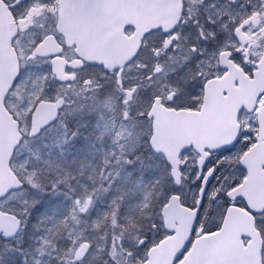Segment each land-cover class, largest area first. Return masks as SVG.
I'll list each match as a JSON object with an SVG mask.
<instances>
[{
  "label": "snow or ice",
  "instance_id": "snow-or-ice-1",
  "mask_svg": "<svg viewBox=\"0 0 264 264\" xmlns=\"http://www.w3.org/2000/svg\"><path fill=\"white\" fill-rule=\"evenodd\" d=\"M0 264H264V0H0Z\"/></svg>",
  "mask_w": 264,
  "mask_h": 264
}]
</instances>
